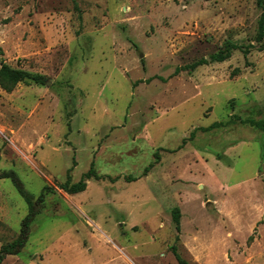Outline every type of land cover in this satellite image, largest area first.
Instances as JSON below:
<instances>
[{
	"label": "rangeland",
	"instance_id": "374dc122",
	"mask_svg": "<svg viewBox=\"0 0 264 264\" xmlns=\"http://www.w3.org/2000/svg\"><path fill=\"white\" fill-rule=\"evenodd\" d=\"M260 13L0 0V61L46 76L0 89V172H14L0 176V248L30 217L0 264H178L173 244L189 264H264V130L237 119H264ZM226 41L238 47L210 60ZM90 166L84 190L59 188Z\"/></svg>",
	"mask_w": 264,
	"mask_h": 264
},
{
	"label": "trees",
	"instance_id": "16d2710c",
	"mask_svg": "<svg viewBox=\"0 0 264 264\" xmlns=\"http://www.w3.org/2000/svg\"><path fill=\"white\" fill-rule=\"evenodd\" d=\"M256 4L261 8V13L258 18L257 22V31L255 35L256 41H260L264 37V0H256ZM238 46L234 44L233 42L226 41L223 43L222 48H220L216 53L210 55V60L212 61H223L226 58L229 57L230 52L232 49L237 48ZM2 55V48L0 46V56ZM206 59L205 58H200L199 60H196L190 64H186L185 68L188 69H193L196 66L205 63ZM181 68H176V72L179 71ZM46 80V76L40 73L36 72H31L22 68H17V67H12L9 64L5 63L3 60L0 61V89L5 91V92H10L14 89V87L18 83H25V84H30V83H36V84H44ZM234 117V116H233ZM240 123L242 124H249L250 126H254L256 128H260L264 130V119L260 120H254V119H241L237 117ZM222 125V122H215L211 124L210 126L207 127H198L197 129L201 130H206L212 127L220 126ZM196 129V128H195ZM194 134V130L192 132ZM191 134V135H192ZM190 135V136H191ZM158 158L157 153L155 154V160ZM153 163V162H152ZM152 166L150 164L146 171ZM1 177L5 176H11L12 178L14 177V172L13 171H2L0 172ZM97 178L98 176L95 174V170L93 169L92 166L88 168L86 172H84L81 176V178L76 181V182H70L69 176L65 180V182L59 184V188L64 190L65 192L68 193H76L79 191H82L85 189L86 179L90 178ZM47 189V187H46ZM171 217L172 220L175 224V228L179 230V218H180V212L178 208H174L171 211ZM30 217H25V219L22 221L23 228H21L19 236L14 239L13 241L4 244L0 248V262L4 258L6 254H13L16 251H18L17 248L21 247L24 242L27 239V231L25 230V227L28 225L27 223L29 222ZM177 240V237H176ZM170 249L178 262V264H189L178 252L177 246L175 244L170 246Z\"/></svg>",
	"mask_w": 264,
	"mask_h": 264
},
{
	"label": "water",
	"instance_id": "95a60500",
	"mask_svg": "<svg viewBox=\"0 0 264 264\" xmlns=\"http://www.w3.org/2000/svg\"><path fill=\"white\" fill-rule=\"evenodd\" d=\"M140 56H142V54H140Z\"/></svg>",
	"mask_w": 264,
	"mask_h": 264
}]
</instances>
